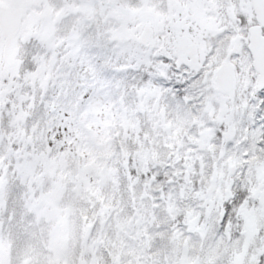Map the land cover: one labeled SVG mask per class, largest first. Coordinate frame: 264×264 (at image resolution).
<instances>
[{"label": "snow or ice", "instance_id": "obj_1", "mask_svg": "<svg viewBox=\"0 0 264 264\" xmlns=\"http://www.w3.org/2000/svg\"><path fill=\"white\" fill-rule=\"evenodd\" d=\"M0 264H264V0H0Z\"/></svg>", "mask_w": 264, "mask_h": 264}]
</instances>
